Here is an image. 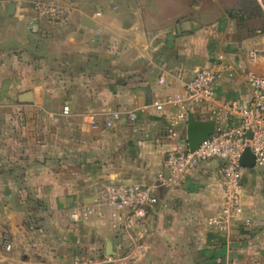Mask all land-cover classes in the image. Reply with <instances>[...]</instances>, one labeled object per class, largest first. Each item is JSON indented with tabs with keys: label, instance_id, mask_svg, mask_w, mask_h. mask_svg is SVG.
<instances>
[{
	"label": "crops",
	"instance_id": "1",
	"mask_svg": "<svg viewBox=\"0 0 264 264\" xmlns=\"http://www.w3.org/2000/svg\"><path fill=\"white\" fill-rule=\"evenodd\" d=\"M58 1L71 9L67 23L42 20L33 30V0H0V264H107L109 255L113 264H264V168L256 165L243 167V219L228 232L207 222L224 193L217 160L160 188L159 202L129 231L112 226L108 209L71 216L95 205L102 182L167 174L175 107L158 111L153 102L183 92L221 52L264 74V57L252 65L246 55L261 36L241 37L220 15L209 22L204 0ZM86 16L95 27L83 25ZM245 91L239 77L217 85L220 99L243 100ZM26 93L31 101L21 102ZM110 109L122 112L112 127Z\"/></svg>",
	"mask_w": 264,
	"mask_h": 264
},
{
	"label": "built area",
	"instance_id": "2",
	"mask_svg": "<svg viewBox=\"0 0 264 264\" xmlns=\"http://www.w3.org/2000/svg\"><path fill=\"white\" fill-rule=\"evenodd\" d=\"M264 9V0H257ZM35 15L28 26L35 30L42 20L65 24L71 9L58 0H33ZM101 9H95L91 16L98 19ZM249 64H257L264 57V33L260 41L246 52ZM239 77L246 85L244 99H220L217 96L218 83L226 78ZM164 81V77H160ZM166 106H174L175 111L168 116L166 137L174 147L167 153L165 166L168 173L159 172L150 183L143 182H102L95 188V205L74 208L71 216L76 221L87 220L97 211L105 217L110 211L112 226L119 232H126L148 217L149 209L159 202V189L180 184L192 170L200 164L217 160L221 163L224 193L222 205L207 222L210 227L228 232L243 219V183L241 158L247 148L255 155L256 166L264 168V74L252 69H242L225 52L219 53L207 65L196 70L185 83L183 92L167 94L153 102V107L163 111ZM145 111L143 107L141 109ZM70 106L63 107L67 116ZM193 113L199 120H214L215 132L198 149L192 151L187 138L188 116ZM122 118L120 110L107 111L105 124L108 127ZM130 121L137 119V112H127ZM252 133V136H249ZM244 223L249 225L250 220ZM2 245L10 250L12 242L7 232L3 233ZM123 249V244H117ZM140 248V252H142ZM113 264V256L105 258Z\"/></svg>",
	"mask_w": 264,
	"mask_h": 264
},
{
	"label": "rangeland",
	"instance_id": "3",
	"mask_svg": "<svg viewBox=\"0 0 264 264\" xmlns=\"http://www.w3.org/2000/svg\"><path fill=\"white\" fill-rule=\"evenodd\" d=\"M204 4L205 9L209 11V22L212 21L216 16L220 15L221 18L225 19L228 28L231 26V23H234V26L236 25L235 27H238V22H241L239 19V11H242V9H247L244 7V5H249L253 8L254 5L257 6L256 13L253 14L252 12L251 16L247 14L248 16L242 21L245 28H243V31L238 30V33L240 36H244L247 32H250L249 29H252L253 36H261L263 34L260 31L264 28V9L260 7V5L258 6L255 0H204ZM250 11L251 10H248V12ZM211 13L215 17H212ZM228 33L231 34V32Z\"/></svg>",
	"mask_w": 264,
	"mask_h": 264
},
{
	"label": "water",
	"instance_id": "4",
	"mask_svg": "<svg viewBox=\"0 0 264 264\" xmlns=\"http://www.w3.org/2000/svg\"><path fill=\"white\" fill-rule=\"evenodd\" d=\"M13 8V5L10 6V9ZM83 25L87 27H95L96 21L91 17H84ZM31 93H26L21 95V102H30ZM215 132V121L214 120H199L195 117L193 113H190L188 116V126H187V138L190 144V149L195 151L199 148L200 144L207 140ZM249 136H252V133H249ZM241 165L243 167L252 168L256 165L255 155L247 148L242 155ZM112 244L107 245L108 254H111L110 249Z\"/></svg>",
	"mask_w": 264,
	"mask_h": 264
},
{
	"label": "trees",
	"instance_id": "5",
	"mask_svg": "<svg viewBox=\"0 0 264 264\" xmlns=\"http://www.w3.org/2000/svg\"><path fill=\"white\" fill-rule=\"evenodd\" d=\"M255 2L257 3V5L259 6L260 4L258 3V1L257 0H255ZM244 7L245 8H247V9H242V11H239V13H240V20H241V22L239 21L238 22V29L239 30H242L243 31V28H245V26L243 25V23H242V21L243 20H245V18L248 16L247 14H249L250 16L252 15V12H253V14H255L256 13V8H257V6H255L254 5V8L253 7H250L249 5L248 6H245L244 5ZM260 7H262L261 5H260ZM263 8V7H262ZM259 9V8H258ZM248 10H251L250 12H248ZM260 30V29H259ZM258 30V31H259ZM249 31L251 32H247L246 33V35H244V36H241V37H245V38H247V37H251V36H253V34H252V32H253V30L251 29H249ZM261 33H264V28L260 31Z\"/></svg>",
	"mask_w": 264,
	"mask_h": 264
}]
</instances>
